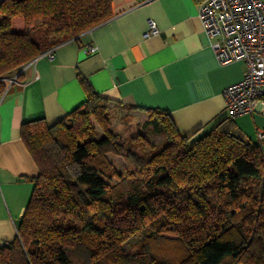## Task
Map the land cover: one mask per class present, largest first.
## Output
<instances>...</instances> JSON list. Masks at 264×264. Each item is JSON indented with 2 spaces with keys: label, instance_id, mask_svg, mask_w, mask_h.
Here are the masks:
<instances>
[{
  "label": "trees",
  "instance_id": "trees-1",
  "mask_svg": "<svg viewBox=\"0 0 264 264\" xmlns=\"http://www.w3.org/2000/svg\"><path fill=\"white\" fill-rule=\"evenodd\" d=\"M112 0H2L0 90L11 72L112 17ZM21 126L39 173L0 264H264V153L232 118L182 133L160 108L97 93ZM117 111L147 115L125 135ZM160 136L150 144L149 136ZM112 157L125 164L117 167Z\"/></svg>",
  "mask_w": 264,
  "mask_h": 264
},
{
  "label": "crops",
  "instance_id": "crops-1",
  "mask_svg": "<svg viewBox=\"0 0 264 264\" xmlns=\"http://www.w3.org/2000/svg\"><path fill=\"white\" fill-rule=\"evenodd\" d=\"M2 0H0L1 2ZM201 0H112L113 15L66 40L4 79L0 90V245L17 236L38 167L21 138L23 123L53 124L86 100L78 74L102 96L166 110L182 133L203 134L229 117L223 89L244 76L242 61L220 64L198 14ZM159 32L143 37L147 19ZM97 51L86 53L89 46ZM10 79H13L10 82ZM132 114L147 115L140 111ZM234 132L254 143L264 109L232 119Z\"/></svg>",
  "mask_w": 264,
  "mask_h": 264
},
{
  "label": "built area",
  "instance_id": "built-area-1",
  "mask_svg": "<svg viewBox=\"0 0 264 264\" xmlns=\"http://www.w3.org/2000/svg\"><path fill=\"white\" fill-rule=\"evenodd\" d=\"M198 14L217 61H242L246 66L242 79L223 89L229 117L252 113L256 104L264 109V0H201ZM158 32L155 20L148 18L143 37ZM96 51L94 45L85 49ZM45 54L54 58L51 49ZM257 138L264 139L263 129L257 131Z\"/></svg>",
  "mask_w": 264,
  "mask_h": 264
},
{
  "label": "rangeland",
  "instance_id": "rangeland-1",
  "mask_svg": "<svg viewBox=\"0 0 264 264\" xmlns=\"http://www.w3.org/2000/svg\"><path fill=\"white\" fill-rule=\"evenodd\" d=\"M145 115L126 113L125 111H117V115L114 117L113 126L121 128L123 124H127L125 127L124 134L127 135L136 129L141 127L142 122L144 121ZM160 136H149L150 144H154L160 140ZM113 162L117 167L122 168L125 164V161L121 157H112Z\"/></svg>",
  "mask_w": 264,
  "mask_h": 264
}]
</instances>
